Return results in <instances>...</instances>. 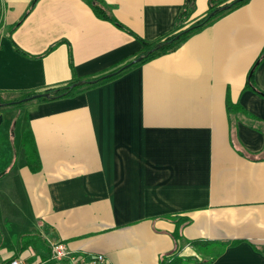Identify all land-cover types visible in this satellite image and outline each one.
Returning a JSON list of instances; mask_svg holds the SVG:
<instances>
[{
  "label": "crops",
  "instance_id": "crops-1",
  "mask_svg": "<svg viewBox=\"0 0 264 264\" xmlns=\"http://www.w3.org/2000/svg\"><path fill=\"white\" fill-rule=\"evenodd\" d=\"M103 1L132 32L88 0H0V90L107 70L142 49L138 37L172 32L185 3ZM208 8L195 0L187 24ZM263 50L264 0H248L112 79L29 101L26 131L41 167L26 164L22 144L24 158L0 159V194L14 211L22 201L31 210V230L46 240L34 246L44 252L62 240L111 264H158L177 248L193 258L180 264H201L212 256L209 245L191 243L201 239L227 244L206 264H264V96L243 89ZM254 81L264 89V57ZM228 94L247 110L234 122L235 141Z\"/></svg>",
  "mask_w": 264,
  "mask_h": 264
},
{
  "label": "trees",
  "instance_id": "trees-1",
  "mask_svg": "<svg viewBox=\"0 0 264 264\" xmlns=\"http://www.w3.org/2000/svg\"><path fill=\"white\" fill-rule=\"evenodd\" d=\"M35 1L36 0H33V4ZM246 1L248 0H209V8L207 12L203 16L187 24L188 19L190 18L191 14L195 9V0H185L181 13L176 21V24L172 32H170L163 38H158L156 40H151V41L145 40L144 38L137 36L143 43V47L134 56L130 58H126L121 62L117 63L116 65L112 66L111 68L104 70L100 73L84 76V77L73 74L72 78L68 81L47 85L41 89L24 90V91L0 90V106L7 104L23 103L25 101H30V100L46 101L51 99L73 96L86 87L96 85L98 83H102L104 81L112 79L122 74L123 72L127 71L131 67L147 59H150L156 55L168 52L176 48L190 34L212 23L220 16L235 9L236 7L245 3ZM88 2L99 17L104 19H109L118 26L132 32L128 27L122 24L111 13L108 6L105 4L103 0H88ZM16 24L12 26L11 31L13 30ZM54 45L55 44L50 45L49 48L47 49V52L50 51L54 47ZM15 46L20 51V48L16 44ZM139 56H141V59L136 60V58H138ZM263 57H264V50L257 58L254 65L252 66L248 80L243 89H253L259 94L264 96V89L259 88L254 81L255 69L257 65L260 63V61L263 59ZM82 79H85L86 81L84 83H80V80ZM226 106L230 117L229 120L231 124V136L233 141H235L236 136L233 129L234 122L237 120V117L239 116L240 112L247 110H245V108L240 102L238 101L235 102L231 100L229 94L227 95L226 98ZM257 128L264 132V125H258ZM22 144L25 150L26 164L31 168V170L38 171L41 167V159L38 152L36 140L32 131L29 130L24 132L22 136ZM260 157H264V156H260ZM179 228H180V222L177 224V229L175 233L176 238L180 236ZM40 242L46 244V240L37 231L29 230L22 232L19 235V245L17 251H15L13 255L7 258L3 262V264L9 263L13 257L24 253L30 244L32 245L34 244L37 246ZM236 242L238 241H233L232 243H236ZM191 243L195 245L197 248L199 247L203 248L206 244L209 245L211 248H213L214 246H218L217 249L213 248L214 250H210V252H212V256L207 259L201 260L200 261L201 264L212 262L215 259V257L218 255V253H220L221 249H223L227 245L224 241L205 242L201 239H195ZM178 251L179 250L176 248L171 252L162 254L158 264H180L185 259L187 260L193 259L192 257H188V256L185 257L180 256Z\"/></svg>",
  "mask_w": 264,
  "mask_h": 264
},
{
  "label": "rangeland",
  "instance_id": "rangeland-1",
  "mask_svg": "<svg viewBox=\"0 0 264 264\" xmlns=\"http://www.w3.org/2000/svg\"><path fill=\"white\" fill-rule=\"evenodd\" d=\"M28 102L0 106L3 110L8 111L3 113L0 123V159L7 158L10 153L13 160L15 157L17 158V153L19 159L24 158L22 135L26 131V114L23 110ZM2 169L0 171H3ZM0 201H4L0 211V264H3L4 259L13 255L18 248L20 233L33 229V220H30L33 214L29 208L23 205L24 201L20 208L15 207V211L8 199L5 200L1 197ZM213 248L212 250H214Z\"/></svg>",
  "mask_w": 264,
  "mask_h": 264
},
{
  "label": "built area",
  "instance_id": "built-area-1",
  "mask_svg": "<svg viewBox=\"0 0 264 264\" xmlns=\"http://www.w3.org/2000/svg\"><path fill=\"white\" fill-rule=\"evenodd\" d=\"M7 264H111L104 253L79 251L62 241L52 242L44 252L30 244L27 250Z\"/></svg>",
  "mask_w": 264,
  "mask_h": 264
},
{
  "label": "water",
  "instance_id": "water-1",
  "mask_svg": "<svg viewBox=\"0 0 264 264\" xmlns=\"http://www.w3.org/2000/svg\"><path fill=\"white\" fill-rule=\"evenodd\" d=\"M139 59H141V56H139L138 58H136V60H139ZM85 81H86L85 79H82V80H80V83H84ZM1 121H2V116L0 115V123H1Z\"/></svg>",
  "mask_w": 264,
  "mask_h": 264
}]
</instances>
